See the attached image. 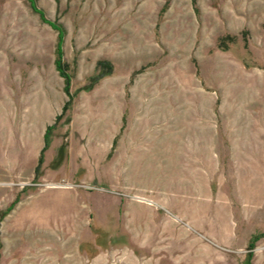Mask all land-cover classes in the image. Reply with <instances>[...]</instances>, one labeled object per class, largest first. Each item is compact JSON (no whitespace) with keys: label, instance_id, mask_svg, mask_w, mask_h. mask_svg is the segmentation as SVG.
Wrapping results in <instances>:
<instances>
[{"label":"rangeland","instance_id":"rangeland-1","mask_svg":"<svg viewBox=\"0 0 264 264\" xmlns=\"http://www.w3.org/2000/svg\"><path fill=\"white\" fill-rule=\"evenodd\" d=\"M0 264H264V0H0Z\"/></svg>","mask_w":264,"mask_h":264},{"label":"trees","instance_id":"trees-1","mask_svg":"<svg viewBox=\"0 0 264 264\" xmlns=\"http://www.w3.org/2000/svg\"><path fill=\"white\" fill-rule=\"evenodd\" d=\"M52 27L57 29L59 31V35L57 38V44L55 48V60H54V65L58 73L61 75V77L64 80V87L63 90L68 96V101L64 104L63 106V111H66L70 105V100L72 98V94L69 93V87H70V75L67 72V64L64 63L62 59V50H61V43H62V30L59 28L58 25L54 23H50ZM227 39H230L229 41H232L230 37ZM222 47V45H219ZM113 71V65L111 62L107 60H99L96 63L94 73L88 78L87 84H85L83 87L78 88L77 92L80 90L83 91H89L94 84H96L101 78L108 76L112 73ZM51 128H47V131L45 132L44 135V141H45V148L48 145V140H49V132ZM42 160L39 158L38 160V167L41 164ZM37 174H38V168H37ZM261 236V235H260ZM259 235L253 236L250 238V241L248 242V248L251 249L254 246V242L260 238Z\"/></svg>","mask_w":264,"mask_h":264},{"label":"crops","instance_id":"crops-1","mask_svg":"<svg viewBox=\"0 0 264 264\" xmlns=\"http://www.w3.org/2000/svg\"><path fill=\"white\" fill-rule=\"evenodd\" d=\"M155 216L156 215L154 213H152L150 216L137 218L136 227H137L138 236L142 235V237H143L145 234L147 235L150 232H153L155 230V228L157 227V221L155 219Z\"/></svg>","mask_w":264,"mask_h":264}]
</instances>
